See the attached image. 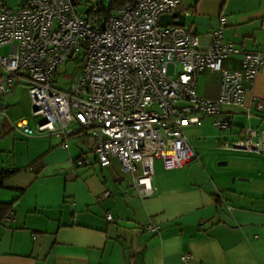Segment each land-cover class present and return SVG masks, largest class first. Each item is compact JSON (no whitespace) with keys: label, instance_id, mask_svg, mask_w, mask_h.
<instances>
[{"label":"crops","instance_id":"1","mask_svg":"<svg viewBox=\"0 0 264 264\" xmlns=\"http://www.w3.org/2000/svg\"><path fill=\"white\" fill-rule=\"evenodd\" d=\"M2 2L19 7L27 0ZM182 12L197 34L225 17V39L245 50L264 48V0H184ZM225 63L240 68V56ZM211 74L216 77L206 83L205 96L197 93L216 99L219 73L207 70L198 80ZM17 85L0 96L7 105L0 171L15 170L0 186V203L13 214L6 224V213H0V264H264V153L221 147L242 138L246 127L264 129V110L252 104L264 100V67L247 84L243 106L223 107L231 115L229 128L216 127L212 116L186 127L199 129L186 131L194 160L173 169L155 160L157 191L145 198L117 157L115 167L98 163L91 138L81 130L70 136L68 148L54 136L15 130L30 112V104L25 111L16 108ZM83 158L90 163L79 164ZM148 224L161 229L150 232ZM188 252L190 263L182 259Z\"/></svg>","mask_w":264,"mask_h":264},{"label":"built area","instance_id":"2","mask_svg":"<svg viewBox=\"0 0 264 264\" xmlns=\"http://www.w3.org/2000/svg\"><path fill=\"white\" fill-rule=\"evenodd\" d=\"M183 3L133 0L102 18L79 14L74 0H27L19 7L0 0V96L24 80L32 104V120H20L14 129L54 136L64 148L82 130L101 166L117 157L137 195H154L155 160L167 169L194 160L186 127L212 116L216 127L229 128L231 115L223 107L243 106L247 84L264 67V48L245 50L225 39V17L205 34L159 23L161 15L183 11ZM76 55L80 59L67 86H55L60 67ZM234 56H240V68L226 65ZM207 70L220 75L216 99L197 93L198 77ZM252 104L258 112L264 110V100L254 98ZM6 116L7 105L0 101V129ZM244 133L222 141L221 147L264 153V129L249 126ZM4 219L10 224L12 211ZM146 229L161 226L148 224ZM182 259L190 263L193 257L188 252Z\"/></svg>","mask_w":264,"mask_h":264},{"label":"rangeland","instance_id":"3","mask_svg":"<svg viewBox=\"0 0 264 264\" xmlns=\"http://www.w3.org/2000/svg\"><path fill=\"white\" fill-rule=\"evenodd\" d=\"M100 0H76V10L79 14H85V15H89V13L86 11L88 9H90L92 6H97V3ZM111 0H104L105 4L108 5L109 2ZM96 9V7L94 8ZM90 16H93V14H90ZM9 47L6 46L2 49V53H8ZM80 59V57L78 55L75 56V60H71L69 62H67L66 64L62 65L58 71V75L56 78V84H54L55 86L59 87V88H65L67 86V84L69 83L70 79L72 78V74L75 71L76 68V64L75 62H77ZM170 72L173 71V68L170 67ZM214 76V77H213ZM215 78L216 76L213 74L210 75V77L208 79L204 78V77H200L198 80V84H197V92L204 95L205 96V91H203V89L205 88L206 83L208 84V82H210L211 78ZM18 85L15 87L14 93L12 94V97L16 98V101H18V104L16 105V108L20 111H25L28 110V106L30 104V109L27 113V117L28 119L32 120V105H31V99L29 98V94H28V84H26L27 82L24 80H18L17 81ZM11 104V103H10ZM213 121V119H212ZM187 133L189 135H193L198 133L199 129L198 127H188L187 128ZM193 142V141H192ZM209 152V151H208ZM214 153V152H213ZM215 159H216V155H215ZM115 158H112V163L114 162V167H115ZM219 162V161H218ZM217 162V163H218ZM220 167H224V168H229V166L227 167V165L225 166H220ZM240 177V176H238ZM231 180H233V176L231 178Z\"/></svg>","mask_w":264,"mask_h":264},{"label":"trees","instance_id":"4","mask_svg":"<svg viewBox=\"0 0 264 264\" xmlns=\"http://www.w3.org/2000/svg\"><path fill=\"white\" fill-rule=\"evenodd\" d=\"M133 0H111L108 5L105 4L104 0H100L97 3V6H92L90 9L86 11L93 16H99L102 18L109 17L116 10L125 7L127 4L131 3ZM74 4L76 5V0H74ZM96 7V9H94ZM92 17V16H90ZM82 131V130H81ZM83 132V131H82ZM15 170H2L0 171V186L3 185L4 181L13 173ZM10 209V206L0 203V213H6Z\"/></svg>","mask_w":264,"mask_h":264},{"label":"water","instance_id":"5","mask_svg":"<svg viewBox=\"0 0 264 264\" xmlns=\"http://www.w3.org/2000/svg\"><path fill=\"white\" fill-rule=\"evenodd\" d=\"M25 5V3L20 4V6ZM186 15L182 11H176L171 14H163L159 18V23L162 26H168V25H186ZM196 29L193 30L194 33H196Z\"/></svg>","mask_w":264,"mask_h":264}]
</instances>
